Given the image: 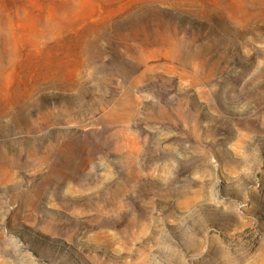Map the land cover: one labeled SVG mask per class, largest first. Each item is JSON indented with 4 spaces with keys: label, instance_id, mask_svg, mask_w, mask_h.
<instances>
[{
    "label": "rangeland",
    "instance_id": "rangeland-1",
    "mask_svg": "<svg viewBox=\"0 0 264 264\" xmlns=\"http://www.w3.org/2000/svg\"><path fill=\"white\" fill-rule=\"evenodd\" d=\"M0 264H264V0H0Z\"/></svg>",
    "mask_w": 264,
    "mask_h": 264
}]
</instances>
